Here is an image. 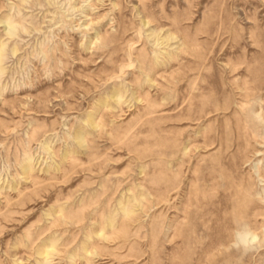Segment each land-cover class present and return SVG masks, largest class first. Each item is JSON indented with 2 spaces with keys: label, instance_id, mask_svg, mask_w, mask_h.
<instances>
[{
  "label": "rangeland",
  "instance_id": "1",
  "mask_svg": "<svg viewBox=\"0 0 264 264\" xmlns=\"http://www.w3.org/2000/svg\"><path fill=\"white\" fill-rule=\"evenodd\" d=\"M0 264H264V0H0Z\"/></svg>",
  "mask_w": 264,
  "mask_h": 264
},
{
  "label": "bare ground",
  "instance_id": "2",
  "mask_svg": "<svg viewBox=\"0 0 264 264\" xmlns=\"http://www.w3.org/2000/svg\"><path fill=\"white\" fill-rule=\"evenodd\" d=\"M78 143H79V144H81V143H82V140H81V139H80V140H78Z\"/></svg>",
  "mask_w": 264,
  "mask_h": 264
}]
</instances>
